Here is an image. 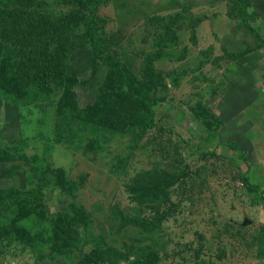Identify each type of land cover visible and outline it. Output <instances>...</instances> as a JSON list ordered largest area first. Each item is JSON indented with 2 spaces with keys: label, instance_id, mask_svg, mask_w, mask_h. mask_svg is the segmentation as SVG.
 Returning <instances> with one entry per match:
<instances>
[{
  "label": "rangeland",
  "instance_id": "374dc122",
  "mask_svg": "<svg viewBox=\"0 0 264 264\" xmlns=\"http://www.w3.org/2000/svg\"><path fill=\"white\" fill-rule=\"evenodd\" d=\"M88 1L155 125L105 116L139 101L95 61L86 2L0 0V147L23 145L0 159V264H264V0ZM23 198L47 220L36 250ZM73 203L120 254L81 225L59 239Z\"/></svg>",
  "mask_w": 264,
  "mask_h": 264
},
{
  "label": "trees",
  "instance_id": "16d2710c",
  "mask_svg": "<svg viewBox=\"0 0 264 264\" xmlns=\"http://www.w3.org/2000/svg\"><path fill=\"white\" fill-rule=\"evenodd\" d=\"M31 1L34 0H21L22 3L25 2L30 3ZM81 1L87 3V7L89 10V13L84 14L83 16V20L85 22L84 30L92 43L91 47L94 52L95 61L96 62L99 61L100 64L106 65L108 69L109 78H111V76H112L111 79L117 77L119 80V84L128 88L131 94L134 95L135 93L139 101V105L135 106L131 114H129L124 109L119 110V104H115L113 106V104H111L107 99L100 100V103H104V106H108V107L113 106L110 110L105 112V116L120 127H124L128 124L127 120L124 123L121 121V117L124 116V114L130 115V117H133L134 119L136 118L138 125L141 128L148 129L153 127L155 125V116H154V107H153L154 98L152 95V90L154 89V87L149 82H142L137 78L132 77L129 74V71L125 65L121 64L118 61L117 62L114 61L115 60L114 58L103 53V42H102L103 39L101 38V35L98 30V24H97L96 12H95L96 6L94 3L89 2L88 0H81ZM36 5L39 7V2H37ZM81 17H82V12L79 13V19H81ZM64 80L68 83L71 81V78L64 77ZM105 86L110 87V85H104V84L102 87ZM144 108L146 109L145 111H143ZM109 113H112V117L108 115ZM113 115H118V117L114 118ZM13 141H14L13 137H10L8 138L6 146L0 147V159L13 160L15 159V157H17V155L20 152H22V146H23L22 142L17 141L13 145ZM43 179L46 180V177ZM16 193L29 194L30 191L28 192L25 190H16ZM20 202H21L20 208L18 210L20 212L18 213L19 217L35 216V220L33 222L37 225L38 229L35 232L34 238H32L31 241L33 242L32 243L33 245H36L35 247L36 250L38 242L41 240V238H43L39 233L40 230H42V225L47 221V220H42V219H46V216L38 212L37 209L35 210V212H32V210L34 209L32 206V201L23 198L20 199ZM72 210H73V215H71L70 219H67L66 215H63L62 218H60L59 222L55 223L53 221H49L50 222L49 228H55L59 233H61L59 238L60 240L64 242H69L70 241L69 235H70V231H72V228L74 226L81 225L86 229H88V231H90L93 234L94 239L96 240L93 243V247L98 249L99 252L105 251L106 253L120 254L113 246L106 245L102 237L94 234V220L91 217L90 212L86 210L82 204L73 203ZM43 215L45 216V218H43L44 217ZM16 221H19L17 217L15 219V222ZM18 225L19 222L15 224L16 228L18 227ZM59 239L58 237H56L55 241L58 242ZM69 246H70L69 243L62 245V247L64 248H69ZM54 249L55 252L54 254H52V257H54L57 254H61L58 252L57 248ZM69 254L70 253L67 252L65 255L68 256Z\"/></svg>",
  "mask_w": 264,
  "mask_h": 264
},
{
  "label": "water",
  "instance_id": "95a60500",
  "mask_svg": "<svg viewBox=\"0 0 264 264\" xmlns=\"http://www.w3.org/2000/svg\"><path fill=\"white\" fill-rule=\"evenodd\" d=\"M252 220L251 219H246L244 222H243V224H242V226H241V230H243L247 225H250V224H252Z\"/></svg>",
  "mask_w": 264,
  "mask_h": 264
}]
</instances>
